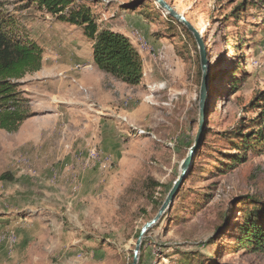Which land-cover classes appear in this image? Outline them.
<instances>
[{"label":"rangeland","instance_id":"obj_1","mask_svg":"<svg viewBox=\"0 0 264 264\" xmlns=\"http://www.w3.org/2000/svg\"><path fill=\"white\" fill-rule=\"evenodd\" d=\"M0 1L42 49L40 69L18 80L31 115L16 130L0 129V175L13 176L0 178V264H131L142 225L156 215L198 133L197 43L154 0H77L139 51L142 80L128 85L93 65L83 26L31 0ZM164 1L199 32L209 90L180 196L143 236L138 264H264V250L235 238L246 207L264 200V154L216 172L226 162L216 152L219 134L254 115L242 107L264 86V29L249 25L243 35L242 22H224L226 0Z\"/></svg>","mask_w":264,"mask_h":264},{"label":"trees","instance_id":"obj_2","mask_svg":"<svg viewBox=\"0 0 264 264\" xmlns=\"http://www.w3.org/2000/svg\"><path fill=\"white\" fill-rule=\"evenodd\" d=\"M31 2L35 3L39 9H44L47 13L56 16L60 21L83 26V33L91 42L93 65L98 70L128 85H138L141 82L143 64L137 48L123 33L112 31L92 19L89 7L85 3L77 0H31ZM4 4L0 1V129L13 131L31 115L22 107L23 100L17 90L18 80L27 73L40 69L42 49L28 37L24 27L17 24L14 18L1 9ZM226 7L230 8V12L224 15L223 21L229 22V18H234V21L242 22L236 25L242 28L243 35L246 34V27L249 25L264 29V0H226L222 9ZM255 13L259 14L260 21H247V18L254 16ZM167 18L170 20L168 22L183 26L181 21L168 13ZM189 32L188 36H191ZM240 80L236 77L231 84L230 92L234 93L239 89ZM242 110L243 112L254 111V115L240 117L236 126L219 134L218 139L221 145L216 152L226 162L221 163L222 166L217 167L216 172L222 173L235 168L246 160L248 154H264V86L253 95ZM222 149L228 151L225 152ZM0 178L12 180L13 176L4 172ZM150 185L155 187L157 183L152 182ZM180 191L181 186L176 194L178 198ZM205 197L210 198V196ZM254 202L253 207H246L245 215L237 226L240 235L235 238L242 247L251 251H263L264 200ZM156 204L160 205V202ZM177 263L185 264L180 260Z\"/></svg>","mask_w":264,"mask_h":264},{"label":"water","instance_id":"obj_3","mask_svg":"<svg viewBox=\"0 0 264 264\" xmlns=\"http://www.w3.org/2000/svg\"><path fill=\"white\" fill-rule=\"evenodd\" d=\"M154 1L158 4L160 8H162L170 16L181 21L187 27V29L192 33L197 43L199 56H200V65H201V70H202L201 82H200V88H199V100H198L199 129H198V133L195 138L194 145L190 147L186 158L183 160L180 166V173H179L178 178L176 179V181L173 183L172 187L170 188L167 196L165 197L164 201L160 205L156 215L142 225L139 231V235L135 242V247L133 249V259H132L131 264H138L139 251H140L143 236L150 228H152L161 219L166 209L171 207V202L173 200V197L177 193L182 181L187 175L188 169L192 163L193 156L203 136L204 119H205V114H206V109H207V97H208V90H209V64L206 58L205 45H204V42L199 32L191 24H189L184 19V17L178 15L176 11L174 10V8L171 7L164 0H154Z\"/></svg>","mask_w":264,"mask_h":264},{"label":"built area","instance_id":"obj_4","mask_svg":"<svg viewBox=\"0 0 264 264\" xmlns=\"http://www.w3.org/2000/svg\"><path fill=\"white\" fill-rule=\"evenodd\" d=\"M139 40L145 44L144 41V37H139ZM15 234L13 232H9V234L7 235V240H9L10 243H14L15 242Z\"/></svg>","mask_w":264,"mask_h":264},{"label":"crops","instance_id":"obj_5","mask_svg":"<svg viewBox=\"0 0 264 264\" xmlns=\"http://www.w3.org/2000/svg\"><path fill=\"white\" fill-rule=\"evenodd\" d=\"M90 61L92 62V55H91V57H90Z\"/></svg>","mask_w":264,"mask_h":264},{"label":"bare ground","instance_id":"obj_6","mask_svg":"<svg viewBox=\"0 0 264 264\" xmlns=\"http://www.w3.org/2000/svg\"><path fill=\"white\" fill-rule=\"evenodd\" d=\"M177 10H178V8H177Z\"/></svg>","mask_w":264,"mask_h":264}]
</instances>
